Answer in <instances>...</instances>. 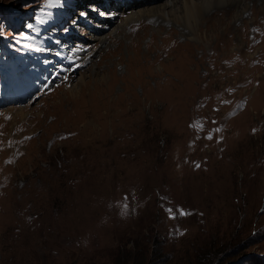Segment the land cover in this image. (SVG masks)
<instances>
[{"label":"rangeland","instance_id":"rangeland-1","mask_svg":"<svg viewBox=\"0 0 264 264\" xmlns=\"http://www.w3.org/2000/svg\"><path fill=\"white\" fill-rule=\"evenodd\" d=\"M161 1L0 0V264H264V38L203 82Z\"/></svg>","mask_w":264,"mask_h":264},{"label":"bare ground","instance_id":"bare-ground-1","mask_svg":"<svg viewBox=\"0 0 264 264\" xmlns=\"http://www.w3.org/2000/svg\"><path fill=\"white\" fill-rule=\"evenodd\" d=\"M247 2L248 4L253 3L251 5V8L249 6L247 9ZM241 3H243L242 11H246L245 15L251 12H254L256 15V20L252 21L251 26L244 25L243 27H240L239 24L234 21L237 19L245 22L243 20L245 15L242 16V12H231L233 6L239 5ZM261 5L264 7V0H162L157 4H151L146 7L142 6L143 8L135 9L133 12V16L130 15L129 18L126 17L124 19V22H128L129 20L134 18H140V16H145L146 19L150 18V21L154 24L160 23L162 25L170 23L173 24L174 27H180L182 29L181 32H186L187 37L190 41H206L211 35H218L220 38H222L221 40L225 41L223 44L227 45H225V47L221 49L211 48L210 53L212 54L213 52H215V54H213L215 58L225 60L226 62L224 66L234 61V64L231 66H234V68L232 69L234 70V72H220L215 74L214 77L213 75L204 72L201 77L203 82L208 81L209 78L221 81H241L247 79L250 80L253 78V76H251L252 74L250 75L240 73V61H242L243 63L246 62L250 67H253V63L257 60V56H250L245 58V53L253 49L256 38H264V8H262ZM91 8L93 11L97 10L96 6H93ZM232 14L234 17L231 16ZM235 31L237 34L236 38L234 35ZM251 32L252 34H250ZM231 41L232 43L236 41V49L231 50ZM184 42L185 44L193 45V43H190L187 40H185ZM260 45L262 52L264 51V42H262ZM196 48V54H198L200 64L202 63L203 65H211V57H209L210 55L207 54V51L200 50V46ZM241 53L244 54V57L240 55ZM221 65L223 64L221 63ZM182 75L187 76L188 72L185 71V73H182ZM193 78L195 77L193 76ZM196 78L199 79L198 76H196ZM84 79L85 77L82 75L79 77L77 83L68 84L67 88L68 90H70L71 94H81L80 89H82L85 83ZM16 109H18L16 113L22 116L26 115V111L23 107L19 106L17 108H12V110L14 111H16Z\"/></svg>","mask_w":264,"mask_h":264},{"label":"snow or ice","instance_id":"snow-or-ice-1","mask_svg":"<svg viewBox=\"0 0 264 264\" xmlns=\"http://www.w3.org/2000/svg\"><path fill=\"white\" fill-rule=\"evenodd\" d=\"M55 2H56V3H59V0H55ZM82 15H86V14H82ZM216 131H219V129H217ZM253 132H255V129L253 130ZM208 138L211 139V136H209ZM9 162H11V161H9ZM197 166H199V165H197ZM125 199H127V197H126ZM123 207H124L125 209H127L128 205H127V204H124ZM166 211L169 212V214H170V218H175L176 213H173V210H172V209L169 208V209H166ZM176 211L179 213V215H182V216H186V215H191V214H192L191 212H187V211H185V210L182 209V208L177 209ZM183 234H184L183 232H180V233H179V235H183Z\"/></svg>","mask_w":264,"mask_h":264},{"label":"trees","instance_id":"trees-1","mask_svg":"<svg viewBox=\"0 0 264 264\" xmlns=\"http://www.w3.org/2000/svg\"><path fill=\"white\" fill-rule=\"evenodd\" d=\"M150 264V263H149Z\"/></svg>","mask_w":264,"mask_h":264}]
</instances>
